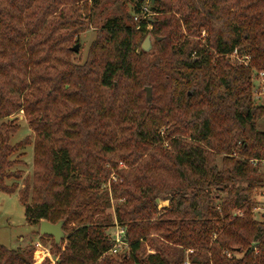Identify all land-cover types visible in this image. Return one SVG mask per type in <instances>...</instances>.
Listing matches in <instances>:
<instances>
[{
  "label": "trees",
  "instance_id": "1",
  "mask_svg": "<svg viewBox=\"0 0 264 264\" xmlns=\"http://www.w3.org/2000/svg\"><path fill=\"white\" fill-rule=\"evenodd\" d=\"M103 1L0 0V192L19 194L33 226L64 221L60 244L40 234L55 264H264V0H128L106 17ZM147 35L155 61L139 51ZM18 113L34 137L12 144ZM36 251L0 244V264H36Z\"/></svg>",
  "mask_w": 264,
  "mask_h": 264
},
{
  "label": "rangeland",
  "instance_id": "2",
  "mask_svg": "<svg viewBox=\"0 0 264 264\" xmlns=\"http://www.w3.org/2000/svg\"><path fill=\"white\" fill-rule=\"evenodd\" d=\"M128 0H104L103 7L100 9L104 10V16H116L120 14L121 9H124L126 5H128ZM129 6V5H128ZM143 7L149 8L146 3ZM101 10H96V14ZM148 15L146 17L153 16V12L150 10L147 12ZM151 29V27H149ZM150 36V51L149 57L150 60L155 61L157 59L156 52V42L155 37L152 35H147L143 38L141 42V48L139 51L143 50L142 46ZM96 37V28L91 27L88 31L82 33L79 37V42H75L74 46L77 44L80 45L79 52H75V58L77 60L84 61L87 57L88 49L91 42ZM149 88V87H148ZM152 93V90H151ZM18 118V123L20 124V129L16 134H14L11 138V143L16 144L25 138H33L34 134L32 133L28 123L25 120V117L22 113H18L15 117ZM258 128L261 131H264V118H262L258 123ZM21 162L20 164L14 167V170L22 171V179H20V183L22 180L32 176L33 172V161H34V147L33 145H29L25 150V155L22 157H17ZM221 162V159H218V163ZM261 172L264 174V164L261 166ZM14 180L9 181L8 183H12ZM21 188L23 185L21 184ZM259 207L256 209V217L259 220H264V195L259 194L258 197ZM162 206L167 204L166 202L160 200ZM117 202H112V207L109 210L110 213H114V208L117 206ZM115 227H111L107 230L110 238L115 232ZM46 243H40V228L29 224L25 217V211L22 203L20 202L19 194H6L0 192V244L10 248V249H18L21 247H25L29 244H34L37 247V251L34 254V260L36 264H40L45 260V257H49L52 259V264H55V259L50 254L52 239H45ZM38 244H41V247H38ZM149 252L152 250L149 248ZM114 257V256H113ZM120 258V257H115ZM188 264V263H187Z\"/></svg>",
  "mask_w": 264,
  "mask_h": 264
},
{
  "label": "built area",
  "instance_id": "3",
  "mask_svg": "<svg viewBox=\"0 0 264 264\" xmlns=\"http://www.w3.org/2000/svg\"><path fill=\"white\" fill-rule=\"evenodd\" d=\"M144 10H146V8ZM231 57L239 63L248 65L249 59L247 57L240 58L237 50L233 52ZM253 98L257 104L264 105V72H260L258 76L255 77ZM112 178L116 180L115 175L112 176ZM115 228V232L111 237L113 247L110 250L109 255L114 257H121L129 251V243L127 239L126 229L120 226H116ZM38 247H41V244H38Z\"/></svg>",
  "mask_w": 264,
  "mask_h": 264
},
{
  "label": "water",
  "instance_id": "4",
  "mask_svg": "<svg viewBox=\"0 0 264 264\" xmlns=\"http://www.w3.org/2000/svg\"><path fill=\"white\" fill-rule=\"evenodd\" d=\"M154 3L155 0H152ZM150 36L147 37L145 40L142 48L144 51L149 52L150 51ZM80 45L77 44L72 48L74 52H79ZM147 91V97L151 96V88H146ZM64 221H60L57 224H52L48 221H42L40 224V234L43 236H50L52 237L56 244H60L61 240L66 237V233L63 230Z\"/></svg>",
  "mask_w": 264,
  "mask_h": 264
},
{
  "label": "flooded vegetation",
  "instance_id": "5",
  "mask_svg": "<svg viewBox=\"0 0 264 264\" xmlns=\"http://www.w3.org/2000/svg\"><path fill=\"white\" fill-rule=\"evenodd\" d=\"M150 3H153V2L150 1ZM150 3H149V4H150ZM148 11H149V8H146V10H145V12H144V14H145L144 17H146V16L148 15V13H147ZM148 17H149V16H148Z\"/></svg>",
  "mask_w": 264,
  "mask_h": 264
},
{
  "label": "crops",
  "instance_id": "6",
  "mask_svg": "<svg viewBox=\"0 0 264 264\" xmlns=\"http://www.w3.org/2000/svg\"><path fill=\"white\" fill-rule=\"evenodd\" d=\"M46 258V257H45Z\"/></svg>",
  "mask_w": 264,
  "mask_h": 264
}]
</instances>
